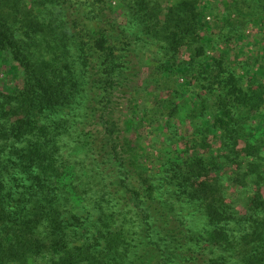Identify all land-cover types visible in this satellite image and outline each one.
<instances>
[{"label": "trees", "instance_id": "obj_1", "mask_svg": "<svg viewBox=\"0 0 264 264\" xmlns=\"http://www.w3.org/2000/svg\"><path fill=\"white\" fill-rule=\"evenodd\" d=\"M70 1L38 0L35 5L43 9L34 11L27 0H0V63L16 78L22 75L19 83L0 90V264H264V139L255 140L246 123L264 124V70L261 79L250 76L247 91L231 74L213 82L205 78L208 96L193 99L190 114L200 129L201 149L213 150L214 138L221 144L218 156L228 164L238 163L240 155L254 161L247 173L254 190L246 211L231 209L221 197L212 175L221 164L193 155L170 163L165 198L164 184L152 182L131 139L139 124L107 113L108 101L97 108L84 96L89 83L91 90L111 96L135 77L127 72L132 61L116 54L115 30L128 39L123 51L139 41L128 36V25H97L86 8L92 7L90 0L76 8L83 33L70 19L68 11L76 7ZM132 3L131 27L165 45L167 58L154 82L168 78L171 118L179 108L176 100L191 87L178 85L176 77L191 74L193 60L173 61L185 41H197L204 31L199 2L179 0L163 17L145 0ZM92 52L102 60L95 62ZM202 54L200 48L197 56ZM205 65L201 76L210 74ZM73 105L79 115L60 117ZM95 125L103 127V137L99 130L90 134ZM74 197L98 216L95 231L79 232L78 241L72 230L80 225L71 210ZM170 199L172 205L201 206L196 219L201 223L166 216Z\"/></svg>", "mask_w": 264, "mask_h": 264}, {"label": "rangeland", "instance_id": "obj_2", "mask_svg": "<svg viewBox=\"0 0 264 264\" xmlns=\"http://www.w3.org/2000/svg\"><path fill=\"white\" fill-rule=\"evenodd\" d=\"M36 1L38 0H27L32 8L35 6L34 11L37 10V7L41 8L42 11V7L35 5ZM145 1L150 8L159 9L161 11L160 16L163 17L168 6L179 0ZM70 2L76 3L74 12L71 9L68 11V13L70 12V19L72 22H78L82 32L86 33L84 24L82 26V23H80V13L76 12V8H79L78 2L85 3V0H71ZM90 2L92 7L86 4V8H91V18L97 25L100 23L102 26H106L107 29L110 23L121 24L123 27L128 25V36L132 34L139 43L138 46L129 45L131 51H123V49H127L126 40L128 39L120 36L119 31L115 30L113 43L116 40V54L127 56V60L132 61L131 68L127 72H133L135 77L128 80L126 88H117L111 96H104V94H100L99 90H91L92 84L89 83L85 86L84 96L91 101L86 104L101 108L103 103L108 101L107 113L113 117L114 114L117 117L129 116V119H134V122L139 124L140 129L135 130V134L130 135L131 139L134 140L133 144L142 156V164H144L150 178H152V182L156 185L164 184L165 198H168L169 195L167 191L170 187L167 178L170 163L182 164L186 158L193 155L204 159L206 162L213 161L215 164H221V169H213V174L211 173L218 180L221 197L231 209L236 207L238 211L245 212L247 209L246 204L249 203L251 192L254 190L251 179L247 175L249 165L254 161L240 155L238 148L239 162L228 164L225 159H220L218 156V149L216 148L221 147V144L217 140L216 143L214 138L213 143H215V146H213V150L201 149L202 137L198 131L200 129L192 125L190 114L193 99H199V96H208L205 95L208 91L205 90L204 86L209 83L205 78L211 79L213 82L215 78L219 81L223 76L231 74L237 78L240 87L246 91L251 90L249 85L251 75L257 73L260 79L263 78L260 69L264 70V23L259 22V18L264 16V0H198L204 31L201 30L197 41H185L179 50L178 59L173 61L180 64L193 60V66L192 73L188 76L177 74L176 81L178 85L183 86V84L189 82L191 87L184 98L176 100L177 103L179 102V108H176L171 118L168 117V99H171L168 93V78L166 81L161 79L158 83L154 82L159 72H161V70L159 71L160 67L167 58L165 56L167 53L165 45L157 39H148L143 32L131 27L129 22L132 18V6H134L132 0H90ZM74 32L78 31L74 29ZM86 38L87 41L85 42ZM83 39L86 45L88 37ZM88 47L90 48L91 44ZM200 48L203 50V54L197 56ZM89 55H93L95 62L102 60L99 58L100 54L92 52ZM205 64L210 65V74H202L201 76L199 71L206 70ZM8 69L7 65L0 63V90H5L7 85H15L21 80V72L16 78L14 75L7 73ZM220 69L224 71L223 74H220ZM211 84H213L216 91L220 89L217 83ZM96 92L100 95L94 94ZM96 101L101 105H95ZM133 105L134 110L131 112L129 108H132ZM76 107L73 105L72 108L65 109L66 112H61L60 117L73 114L79 115L81 111L78 112ZM100 114L101 111L98 109V112L95 113L96 118ZM246 123L249 124L248 130L252 129V132L255 133V140L264 139V124L260 127L256 119L249 120ZM89 130L93 136L96 132L99 134L98 130L101 132L102 137L104 136L105 130L99 125L90 127ZM90 140H93V138ZM224 153L230 154V150L225 149ZM262 155L264 156V152ZM231 157H235V154H231ZM243 177H245L244 184H240L239 182ZM73 200L71 210L80 219V225L72 227V230L78 232L75 237L78 241L79 232L95 231L98 216L83 201L75 197ZM173 207H175V211ZM165 213L170 218L171 216L187 217L200 224L201 221H196V219L202 216V207L199 205L194 206L185 201L172 205L171 201L167 204ZM168 227H172L171 221ZM40 263L45 264L44 262Z\"/></svg>", "mask_w": 264, "mask_h": 264}]
</instances>
